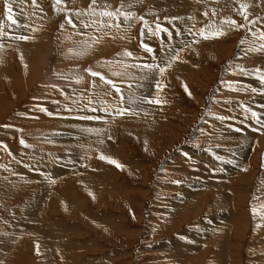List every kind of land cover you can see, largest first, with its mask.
I'll return each instance as SVG.
<instances>
[{
    "label": "rangeland",
    "instance_id": "374dc122",
    "mask_svg": "<svg viewBox=\"0 0 264 264\" xmlns=\"http://www.w3.org/2000/svg\"><path fill=\"white\" fill-rule=\"evenodd\" d=\"M54 3L9 0L12 24L0 0V264H264V133L254 131H264V83L256 72H264V50L250 55L262 43L264 0H62L59 11ZM122 4L147 26L136 20L129 27L123 17L119 27L93 23L107 20L99 16L106 6ZM201 28L223 34L205 39ZM20 35L29 41L13 39ZM85 40L91 47L78 55ZM220 44L223 52L215 50ZM176 53L163 75L157 69L133 77L141 66L124 67L160 64ZM86 68L113 80L120 94ZM117 106L130 111L116 115ZM40 160L69 172L39 179L40 188L23 183L13 165L38 170ZM38 191L45 201H34ZM240 209L245 225L237 239L228 237V250L213 222ZM21 221H38L31 228L39 237L7 228ZM50 237L56 260L40 244Z\"/></svg>",
    "mask_w": 264,
    "mask_h": 264
},
{
    "label": "snow or ice",
    "instance_id": "6c2138e0",
    "mask_svg": "<svg viewBox=\"0 0 264 264\" xmlns=\"http://www.w3.org/2000/svg\"><path fill=\"white\" fill-rule=\"evenodd\" d=\"M61 2H62V0H55V3L53 5V7L56 8L58 11L61 10V9L57 8V6L61 4ZM92 2H93V4H95L96 0H92ZM32 3L35 5L36 4V0H32ZM123 7L124 6L122 4L120 7L116 8L113 11V10H109V8L106 6L103 10L99 11V16L102 17V18L106 17L107 20H104V19H100L99 21H95L94 20L93 23L98 24L100 27H104V26H107V27H112V26L119 27L120 26V22H121L120 21V17H123V21L122 22L124 24H127L129 27L136 20L143 21L144 26L145 27L147 26L148 22H147V20H144L143 16H137L135 12L130 11V10H128V11L122 10ZM129 7H131V5H129ZM4 8L6 10L5 14H6L7 20L10 21L12 24H18L16 19L11 14L12 13V8H11V6L9 4V0H4ZM246 8H247L246 4H241L240 5V10H241L242 14H243V12H244V10ZM88 12L92 16L97 15V10L93 9L91 5L89 6ZM205 15H207V13H205ZM66 19H67V22L69 24L73 23V21L70 18L66 17ZM173 19H177V17H173ZM245 19H247V16H245ZM226 22L231 24L232 26H235V27H244V25H242V24L241 25H237V22L235 20L229 19ZM0 26H2V22H0ZM61 26L63 27V25H61ZM73 26L75 27V25H73ZM85 27H89V25L85 24ZM156 29H157L156 34H159V30H161V26H160L159 23L156 24ZM163 30L167 31V29H163ZM148 31L151 33L153 30L151 28H149ZM222 34H223V32L221 30L211 31L208 34L205 33V29L204 28H201L199 30V35L204 37L205 39H208L209 36H220ZM2 35H4V33L0 32V36H2ZM169 35H171V34H169ZM253 35L255 36V33H253ZM13 39L28 40V39H30V37H28L26 35H20V36L13 37ZM259 39L261 41H264V32H260ZM93 42H97L95 40V38H94ZM243 42L244 41H241V43H243ZM82 44H83V47L77 52L78 55L85 54L86 50L91 47V44L87 40L83 41ZM253 44H255V41H253ZM141 47L146 52H152V48L149 47V45H147V44L142 43ZM260 50H264V43H261L259 48H256V47L250 48V51H260ZM69 51H72V49H70ZM124 55L128 56V57H131L133 55V53L131 51H128L127 49H125ZM153 59H155V57H153ZM177 59H179V53H176L175 55L169 54V56L167 57V61L166 62H165L164 59H161L160 64H156V63L144 64L143 68L149 70L150 72L153 71V70H157L158 69L159 73L161 75H163V73L166 71V68L171 67L172 62H174ZM161 65H163V66H161ZM132 66L140 67V65H124L125 68L132 67ZM84 71L89 73L92 77H99V80L101 82L106 83L108 85H111V87L115 89V93L117 95L120 94L121 90H120L119 87L116 86L115 82L113 80H111V79L106 78L101 72L93 71L91 68H86V69H84ZM241 71L244 72L245 75L248 74V72L246 70H244V69H241ZM256 72L259 74V78H260L261 83H264V72H261L260 69H256ZM112 75L113 76H121L122 73L119 72V71H114V72H112ZM75 78H76L77 82H79L81 79H83L82 77H80L78 75ZM226 86L229 87V88H232V85L230 83L228 85H226ZM184 89H185L186 92H188L187 85L184 86ZM253 91H256V89H253ZM107 94L108 93H106V95ZM188 94L191 95L190 92H188ZM121 99H122V97H121ZM145 99H147V98H145ZM132 102L134 103V101H132ZM153 102L161 103V101L159 99H157V100H155ZM102 110L103 111H109L110 109L109 108H104ZM93 111H95V109H93ZM128 111H130V110L126 109V108H120L118 106L116 107V115H123V114H125ZM49 115H51V113H49ZM255 115L256 114L253 112V116H255ZM82 118L83 119H102L99 116H86V117H82ZM221 119H222V117H221ZM87 131L91 132V131H99V130L87 129ZM20 143L23 144L24 140L21 139ZM100 159L108 160L109 163L115 164L117 167H122V165H120L117 161L111 159L110 157H106V156L101 155ZM176 182H178V181H174V183H176ZM252 211H253V213H256L257 209L255 207H253ZM261 215H262V218H264V213H262ZM257 227H259V225H257Z\"/></svg>",
    "mask_w": 264,
    "mask_h": 264
},
{
    "label": "bare ground",
    "instance_id": "6f19581e",
    "mask_svg": "<svg viewBox=\"0 0 264 264\" xmlns=\"http://www.w3.org/2000/svg\"><path fill=\"white\" fill-rule=\"evenodd\" d=\"M27 17V16H26ZM251 36V35H250ZM251 38V37H250ZM248 39V38H247ZM29 41V40H28ZM36 41V40H35ZM251 40H249V42H250ZM25 42V41H24ZM34 43V41L33 40H31L30 41V43ZM38 42V41H37ZM248 43V42H247ZM262 43H264V41H262ZM25 44H27V43H25ZM38 44V43H37ZM245 44V43H244ZM252 44L253 43H250V45L252 46ZM261 44V43H260ZM31 45V44H30ZM35 45V44H34ZM39 45V44H38ZM224 45V44H223ZM218 46V45H217ZM29 47V46H28ZM31 47V46H30ZM81 47V46H80ZM83 47V46H82ZM168 47V46H167ZM223 47V48H222ZM229 47V46H228ZM256 47V46H255ZM35 48V47H34ZM80 50L79 49V46L77 47V48H75L74 50ZM218 49H224V46H221V44L218 46V48H215V50H218ZM248 49H249V47H248ZM35 50H36V48H35ZM221 50V51H222ZM261 51V50H260ZM163 52V51H162ZM223 52V51H222ZM261 52H264V51H261ZM157 53V52H156ZM246 53V52H245ZM244 53V54H245ZM13 54H14V52H13ZM24 54V53H23ZM144 54V53H143ZM25 55V54H24ZM252 57H254V58H256L257 59V57H256V51H252V53L250 54ZM27 56H30L29 55V52L27 53ZM144 56H146V55H144ZM163 56V55H162ZM248 56V55H247ZM251 56H249V57H247L246 59H249V58H252ZM263 56H264V53H263ZM4 58L6 57V58H9V56H3ZM241 57V56H240ZM245 57V56H244ZM6 58H5V61H7L6 60ZM11 58V57H10ZM28 57H26L25 59H27ZM2 61L4 60V59H1ZM255 60V59H254ZM4 61V62H5ZM10 61H12V60H10ZM9 61V62H10ZM154 61V60H153ZM256 61V60H255ZM262 61V60H261ZM8 62V61H7ZM147 62V61H146ZM145 62V63H146ZM132 65H138V64H132ZM263 65V64H262ZM12 66V65H11ZM141 66V70H137L136 68L134 69V71H132L133 72V77L134 76H137V75H140L139 73H141L142 71H145V70H147V69H144L143 68V66L142 65H140ZM9 67V66H8ZM132 67H135V66H132ZM5 69H7V67L5 68ZM26 69V71H25V73H30L29 72V69H27V68H25ZM147 71H149V70H147ZM35 72V71H34ZM126 72V71H125ZM37 73V72H36ZM148 73V72H147ZM129 74V73H128ZM127 74V75H128ZM132 74V73H131ZM198 74V73H197ZM254 74H255V72H254ZM149 75V74H148ZM154 75V74H153ZM131 76V75H130ZM144 76V75H143ZM147 76V75H146ZM200 76V75H199ZM140 77V76H139ZM145 77V76H144ZM199 79H200V77H199ZM196 76H195V78L194 79H192V81H195V82H200V80H199ZM264 91V90H263ZM262 94H264V92L262 93ZM71 103V102H70ZM74 103H76V102H74ZM252 105V104H251ZM6 108L7 107H5L4 108V110H6ZM52 117V116H51ZM37 119H35L34 121H32V120H30L32 123H42V121H43V123L45 122V121H48V120H50L49 118H47L46 120H40V121H36ZM51 120H54V119H51ZM134 122V121H133ZM151 122V121H150ZM52 123H54V121L52 122ZM68 123V122H67ZM49 124V123H48ZM150 124V123H149ZM98 125V124H97ZM101 126H102V124H100ZM99 125V126H100ZM148 125V124H147ZM151 125V124H150ZM149 125V126H150ZM48 126V125H47ZM92 126H93V124H92ZM143 126H145V125H143ZM163 127V126H162ZM161 127V128H162ZM254 131H259V132H261V134H263L264 133V131H260V130H258V129H254ZM149 134V133H148ZM147 134V135H148ZM146 135V136H147ZM154 135V134H153ZM98 136V135H97ZM152 136V135H151ZM150 136V137H151ZM262 136V135H261ZM95 139H96V137H94ZM160 138V137H159ZM146 139V138H145ZM62 141V143H60V145L61 144H64V145H66L65 143H64V140H61ZM83 142V141H82ZM63 145V146H64ZM66 147V146H65ZM64 152V151H63ZM43 158V157H42ZM240 158V157H239ZM251 159V158H250ZM254 160V159H253ZM38 165L35 167V168H37L38 170H30V169H28L27 168V164L25 165V164H21V163H19V164H14L13 165V169H15V172L17 173L18 172V174H17V176H25V179L22 181L23 183H25L26 181L28 182V183H32L33 185L32 186H34V187H38V188H40V186H42V184L41 183H39V179L41 180V178H45V177H48V178H54V179H56L57 178V176L58 175H66V174H68L67 172H69V169L66 171L65 170V172H61V171H59V169H57L58 167H56V166H54V165H52V164H49V163H45V162H43L42 160H40L38 163H37ZM17 167V168H16ZM62 168V167H61ZM17 169V170H16ZM6 171H7V169H5ZM61 170V169H60ZM64 170V169H63ZM226 170V169H225ZM12 172L14 171V170H11ZM9 172V171H8ZM37 172H40V173H37ZM42 172V173H41ZM60 172V173H59ZM6 173V172H5ZM71 178V177H70ZM61 179V178H60ZM14 180H17V177L14 179ZM66 180V179H65ZM77 180V179H76ZM78 180H81V179H78ZM240 180V179H239ZM34 181V182H33ZM74 181H75V179H74ZM41 182V181H40ZM101 182V181H100ZM67 183H70V184H72V181L71 180H69ZM74 183H76V182H74ZM80 183V182H79ZM78 183V184H79ZM44 184V183H43ZM77 184V185H78ZM214 184V183H213ZM15 185H17V183H15ZM45 186H47L46 184H44ZM87 185V184H86ZM92 185V184H91ZM17 186H20V185H17ZM6 188H9V187H12V186H10V185H7V186H5ZM89 187V186H88ZM42 188V187H41ZM82 189H83V187H82ZM85 190V189H84ZM197 190V189H196ZM42 191H47L48 192V188H43V190ZM238 191V190H237ZM15 192V191H14ZM192 192V191H191ZM241 192V191H240ZM226 193H228V192H226ZM192 194H194V193H192ZM239 194V191L238 192H233V196L235 197V199H239V197H240V195H238ZM46 195L47 194H42L41 192H39L38 191V196H37V198H34V201H36V200H38L39 201V203L41 202V201H45V198H46ZM222 197H225V195H224V193H223V195H222ZM228 198H229V196H227ZM226 197V198H227ZM219 199V198H218ZM221 199V198H220ZM262 206H264V200L262 201V203H261V207ZM239 210V209H238ZM35 212V211H34ZM34 212H31V216H33V218H30V219H33V220H35L36 218V214H34ZM224 214V213H223ZM30 215V214H29ZM28 215V216H29ZM27 216V217H28ZM30 216V217H31ZM245 216V211L243 210V209H240V211H237L236 213H234V215L233 216H226L224 219H222L221 221H214L213 222V224H214V226H212V228L213 229H216L215 231H216V233H217V235L219 236V238L221 239V240H219L220 241V244L223 246H225V249H228V250H230L228 247H227V241H228V237H229V240H230V235H232L233 236V238H235V239H237V237L239 236V232H238V229H240L243 225H245V221H246V217H244ZM26 217V218H27ZM217 218V217H216ZM36 221V220H35ZM17 223V222H16ZM14 224V223H10V224H7V228L9 227L10 229L11 228H13L14 230H16V229H19V230H24V231H33L35 234L37 233V232H35L31 227L32 226H34V225H38V221L37 222H34V225H32V226H30L28 223L29 222H19L20 224ZM224 223V224H223ZM233 223V224H232ZM262 224L263 223V221L262 220H260L259 222H258V224ZM22 224V225H21ZM256 224H257V222H256ZM11 225V226H10ZM228 225H230V227L232 228V229H229V230H227L228 229ZM215 226H217V227H215ZM6 228V227H5ZM232 230H233V232H232ZM235 231H237L238 233H234ZM25 233V232H24ZM40 233V232H39ZM233 233H234V235H233ZM38 234V233H37ZM36 234V236L37 237H39L38 235ZM214 234V233H213ZM229 234V235H228ZM207 235V234H206ZM208 235H209V232H208ZM215 235V234H214ZM213 235V236H214ZM205 235H203V237H204ZM216 236V235H215ZM53 237V236H52ZM206 237V236H205ZM204 237V238H205ZM12 239H14V237H12ZM213 239V238H212ZM232 239V238H231ZM40 244L41 245H45V247H46V249H47V253H49L48 252V249L51 251V254H50V256L52 257V259L53 260H56L55 259V255H56V244H54V243H52V240H51V237L50 238H48V239H44V240H42L41 238H40ZM216 240V239H215ZM214 240V241H215ZM234 240V239H233ZM204 241V240H203ZM231 241V240H230ZM215 242H217V241H215ZM235 242V241H234ZM49 244V245H48ZM219 247V246H218ZM221 247V246H220ZM229 247H230V244H229ZM191 248V247H190ZM224 248V247H223ZM233 248V247H232ZM192 251H194L193 249H192ZM225 252L227 251V250H224ZM224 251H221V249L219 250V248H217V250H216V252L215 253H219V252H221V253H223V254H225V252ZM58 252V251H57ZM176 252H178V251H176ZM189 252V251H188ZM230 252V251H229ZM232 252V251H231ZM230 252V253H231ZM183 253V252H182ZM181 253V254H182ZM4 254V253H3ZM180 254V255H181ZM179 255V254H178ZM63 256V255H62ZM229 256V255H228ZM59 257V256H58ZM237 257V256H236ZM263 257V256H262ZM60 258V257H59ZM63 258V257H62ZM221 259V258H220ZM231 260V259H230ZM216 261V264H222L219 260H215ZM262 261V260H261ZM263 263H264V261H263ZM212 264H214V263H212Z\"/></svg>",
    "mask_w": 264,
    "mask_h": 264
}]
</instances>
